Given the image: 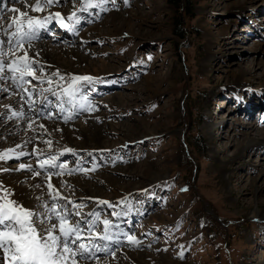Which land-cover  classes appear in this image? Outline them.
I'll list each match as a JSON object with an SVG mask.
<instances>
[{
	"label": "rangeland",
	"instance_id": "obj_1",
	"mask_svg": "<svg viewBox=\"0 0 264 264\" xmlns=\"http://www.w3.org/2000/svg\"><path fill=\"white\" fill-rule=\"evenodd\" d=\"M117 4L86 13L79 0L53 6L48 11L82 15L78 30L53 23L54 36L34 41L47 46L39 59L52 70L104 81L91 93L94 111L68 122L44 116L34 123L40 150L49 151L43 139H52V150H109L95 153L100 167L90 174L53 177L57 188L69 194L64 180L74 197L114 204L126 198L131 205L120 227L132 229L141 245L121 240L115 258L99 254L101 264H264V141L238 150L249 134L259 138L264 130V0ZM13 5L27 10L18 0H3L5 9ZM13 15L5 10L1 23ZM178 19L183 37L174 32ZM8 99L0 95V105ZM41 122L54 131L43 133ZM25 128L0 147L18 144ZM62 158L69 167L76 159ZM20 162L35 160L1 166ZM93 207L87 203L84 211Z\"/></svg>",
	"mask_w": 264,
	"mask_h": 264
},
{
	"label": "snow or ice",
	"instance_id": "obj_2",
	"mask_svg": "<svg viewBox=\"0 0 264 264\" xmlns=\"http://www.w3.org/2000/svg\"><path fill=\"white\" fill-rule=\"evenodd\" d=\"M18 2L23 3L27 10L21 11L14 5L5 9L3 0H0V21L4 19L5 10L16 13L8 18L7 25L0 23V95L16 97L13 103L0 105V128L4 129L0 144L6 143L9 135L19 136L25 125L34 135H26L14 146L0 147V162L34 158L35 163L20 162L15 168L0 166V175L23 172L28 175L20 183H26L32 176L41 178L40 183L45 187L29 185L22 194L28 202L25 205L12 199L14 190L0 180V264H101L99 254L115 258L114 248L121 240L130 245H141V239L132 229L125 231L120 227L124 222L121 218L127 217L132 210L131 205L126 198L114 204L98 197H74L73 186L60 180L61 187L70 189L65 195L52 183V179L96 171L100 164L95 153H107L109 150L88 151L70 147L52 150V139L42 141L49 151L40 150L36 142L41 141V133L37 132L34 123L44 116L49 119L62 117L68 122L82 112L94 111L97 105L91 93L97 90L94 85L104 81L90 74H62L59 69L52 70L50 65L46 66V62L39 59L40 52L34 41L44 33L54 36L53 23L68 32L78 30L82 15L72 12L65 17L60 11H48L67 0H35L31 4L26 0ZM79 3V11L85 13L93 7L108 11L109 3L112 8L119 7L117 0H79ZM124 3L128 4V0ZM38 127L47 133L43 124ZM29 145H32L30 149ZM65 153L76 158L73 166H68L67 158L58 159ZM86 164L90 167H85ZM37 189H40L39 195L36 194ZM87 203H94V207L86 212ZM180 255L183 256V252Z\"/></svg>",
	"mask_w": 264,
	"mask_h": 264
},
{
	"label": "bare ground",
	"instance_id": "obj_3",
	"mask_svg": "<svg viewBox=\"0 0 264 264\" xmlns=\"http://www.w3.org/2000/svg\"><path fill=\"white\" fill-rule=\"evenodd\" d=\"M12 5V4H11ZM9 6V5H8ZM7 7V6H6ZM5 7V8H6ZM19 8V7H18ZM21 11H23V10H21ZM26 11V10H25ZM0 23H1V21H0ZM38 45V44H37ZM46 47L47 46H45L44 44H41V45H39V46H36V48L37 49H39V52H40V54H42V53H45L44 51H45V49H46ZM30 53H32V52H30ZM33 54V53H32ZM31 54V55H32ZM44 55V54H43ZM239 83V82H238ZM264 83V82H263ZM16 99V97H10V99H8V101L6 102V103H4V104H8V103H13L14 102V100ZM13 106H15L14 104H13ZM41 124H43L44 125V128H46L47 129V131L49 132L50 130H53V128H54V125L53 124H49V125H46L47 123L46 122H41ZM40 125V124H39ZM207 124H205V126H206ZM9 126V125H8ZM26 126V125H25ZM48 126H49V128H48ZM35 127V126H34ZM51 127V128H50ZM251 129H255V128H258V125L256 126L255 124L254 125H252L251 127H250ZM26 129V132H24V133H22V139L26 136V135H28V136H31V135H34V133H32L30 130H28L27 129V127L25 128ZM0 130H2V132H4V129H2V128H0ZM262 130V129H261ZM54 131V130H53ZM65 132V131H64ZM53 133V132H52ZM55 133V132H54ZM67 135H69V133H66ZM249 133L247 132V135H248ZM250 135V134H249ZM247 136V141H246V143L245 144H242V145H240V147L238 148V150H239V152H242V151H244V150H247V149H249L250 147H252V146H259L263 141H264V130L262 131V133L260 134V137L259 138H256V137H253V136ZM21 141V140H20ZM20 141H19V143H20ZM18 143V142H17ZM10 145H4V147H9ZM32 146L30 145L29 146V149L31 148ZM5 163L6 162H0V166L1 165H5ZM26 175H28V174H26V173H20V175L18 174H12V175H7V176H5L4 178L2 177V175H0V179L4 182V184L6 185V186H8L9 188H13V189H15V194H16V197H17V200H20L22 203H25V205H27V201L26 200H24L23 198H22V194L23 193H25L26 191H27V189H28V186L29 185H31V184H38L39 182H38V180L40 179V178H38V177H32V176H29V180L31 179L32 181L30 182V181H28L27 180V182L25 183L26 184V186L25 187H23V186H21V183H20V181H24L25 180V176ZM52 183L57 187V185H56V182L52 179ZM45 186H40V188L41 189H43ZM38 190V192L40 191V189H37ZM28 195H31V193H28ZM257 212H254V213H252L251 214V216H257V214H256Z\"/></svg>",
	"mask_w": 264,
	"mask_h": 264
},
{
	"label": "trees",
	"instance_id": "obj_4",
	"mask_svg": "<svg viewBox=\"0 0 264 264\" xmlns=\"http://www.w3.org/2000/svg\"><path fill=\"white\" fill-rule=\"evenodd\" d=\"M171 1L174 2L177 6L180 5V0H171ZM179 22L180 21L178 19L177 20V24L175 26L174 32H175L176 35H178L180 37H183L184 36V32H183L182 26H181V24Z\"/></svg>",
	"mask_w": 264,
	"mask_h": 264
}]
</instances>
